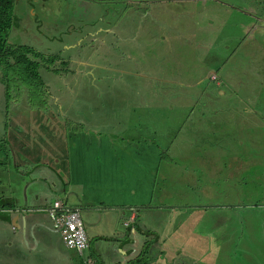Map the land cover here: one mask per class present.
<instances>
[{"label": "rangeland", "instance_id": "obj_1", "mask_svg": "<svg viewBox=\"0 0 264 264\" xmlns=\"http://www.w3.org/2000/svg\"><path fill=\"white\" fill-rule=\"evenodd\" d=\"M162 1L169 3L171 0ZM179 1H181V5L171 6L175 16L169 17L166 14L159 16L160 4L153 0H97L89 1L88 4H83L84 0H18L16 26L11 30L9 43L34 47L47 55L54 54L56 58L53 61H51L52 58H47L42 63L40 68L42 83L37 81L36 87L35 80L30 81L31 97L30 93L28 94L29 91L23 86L26 81L22 82L21 78L17 79L13 73H9V75L0 71V208L10 207V205H3L6 202L24 203L26 198L31 203L33 193L41 190L43 194H50L53 188L59 195L67 192L65 195L70 196L71 200L77 199L82 193V189L76 186L70 189L65 186L64 182L65 178L68 182L73 177L72 173L76 169L79 173L75 174L74 178H80V164L75 161L78 155L73 153L72 147L74 144L77 145V140H87L84 144L86 151L81 152L79 158L90 156L104 159L108 157L109 161L104 164L107 168L103 172L110 173V176H117V188H120L121 181L125 179V184L139 182L144 189L152 192L154 187L149 178L154 176H149L143 166L138 167L145 173L139 172L136 162H139L138 155H140V162H145L144 151L143 149L137 150L134 146L140 145L145 140L144 137L155 138L149 133L153 125L161 126V135L168 132V136H171L169 132L173 131L175 127H168L169 122L162 126L159 98H161V94L171 92L173 86H176L173 92L181 88L174 84L158 86L155 83L158 81L149 78V80L145 79L148 83L142 86L143 89H147L146 99L143 100L139 94L134 98V93L127 98L118 99L111 89L108 90V83L99 79L98 72L94 69V65L103 61L105 52L99 46L93 26L127 31L146 28L147 35H152L151 30L156 29L154 35L148 38L150 46H146L147 49L142 50V54L133 50L132 55L125 58L123 51L119 54L113 46H110L106 51L107 60L114 66L119 68L121 63L133 65L139 75L144 74V68L151 71L152 63H146V57H153L160 62L159 72L162 60L166 59L163 62L165 66L172 64L173 53H165L167 46L166 41L162 39L164 37L162 29L170 35V39L168 38L170 51L174 52L175 50L177 52V54L174 52L175 55L183 56L186 64L193 63L191 73L194 76L202 77L197 87L201 91L208 90L206 94H200L197 102V105L198 103L202 104L197 112L204 110L206 113L196 118L195 104L192 107L183 104L180 111L186 113L187 118H190V114L194 113L192 119L196 118V120L192 122L195 124L212 125V128L206 130L207 134H215L214 128L220 123H223L224 126L216 133L217 135L206 137L203 141L198 139L194 143L197 147L193 150L194 155L207 157L202 162L193 163L196 157L192 156L191 164H160L163 174L154 181L156 195L153 197V202L154 204L168 205L169 208L176 205L180 208L199 206L202 208L211 207L216 210L225 209L231 214L232 220L229 222L232 223L237 221L235 214L232 215L236 211L249 222L248 230L238 220L240 224H237L235 229L240 230L241 236L246 238L256 236L252 230L257 225V235L264 237V108L252 113V109L237 99L240 95L239 92L231 99L232 111L227 113L223 110L227 108L228 95H234L236 91L240 90L239 86L236 90V86L233 84L242 80L241 74L256 72L254 74L256 79H253L254 85H258L261 78V85H264V68L259 73L258 69H255L264 56V22L262 21V19L264 20V0H251L250 3L244 2L245 0ZM203 2L209 6L215 24L223 20L226 25L225 29H229L237 41L241 42L240 39L247 37L244 43L241 42L240 50L235 52L232 59V62H236L235 66L227 68L221 73L226 82L220 88L218 86L221 84V80L215 81L217 74L209 73L210 66L202 61L205 59L213 62L217 56L222 58L221 53H214L209 59L205 53L202 55L208 46V38L200 36L201 28L207 25ZM243 2L244 6L253 9L245 12L240 9L242 5L238 6L237 8L243 12L241 14L231 9V6H237ZM211 3L212 5H210ZM180 7L182 8L180 9ZM89 8L90 10L94 9L99 17L93 15V11H88ZM197 12L198 17L203 20V25L200 28H197ZM255 12L260 14L261 19L255 21L247 16V14H255ZM37 23L44 27L39 28ZM252 24L256 28H261L263 35L257 42L260 43L262 51L246 54L244 50L248 45V39H254V33L250 31L239 38L236 29L243 27L248 30ZM68 27L77 29L76 32L85 29L91 31L95 35V50L92 45L88 46L90 42L84 41V38L72 37L73 33L72 31L68 32ZM46 35L49 37L56 35L60 38L50 41ZM99 39L101 46H104V41L100 36ZM194 41L200 42L202 48L195 49L193 45L197 46V43ZM89 48L92 49L89 50ZM259 53L262 55H258ZM143 55L146 57L144 58ZM64 60L68 61L66 66H62ZM85 61H88L91 67H88ZM262 63L264 64V59ZM174 65H176L175 60ZM220 65L222 69L225 68L224 63H220ZM58 68L60 73L52 72ZM157 69L158 67L154 68V73H157ZM210 75H212L211 81L218 86H212L206 81ZM260 76L262 77L260 78ZM136 81L137 79L134 77L133 82ZM149 81L154 84L151 85ZM133 87L134 89L138 88L136 84ZM160 88L161 90H159ZM261 90L263 98L261 105H264V87L261 86ZM156 91L158 92L156 93ZM210 92H214L213 99L215 101L224 105L218 104L219 107H216L222 109L223 120H219L221 116L211 114L218 113L220 110L207 101L208 96L211 95ZM105 93L110 95H105ZM212 102L214 101L212 100ZM246 103L250 102L246 100ZM231 114H234L235 119L238 120L237 125L233 122L232 129H235V133L233 130L226 129L230 125ZM210 120H215L217 124H211ZM84 125L86 128H92L91 139L87 137L83 139L79 133L81 132L79 127L83 128ZM229 135L230 141H226L228 139L224 136ZM102 136L103 138L94 144V138ZM161 137L157 136L159 140H152L150 143L151 145L161 144L165 150V140ZM177 137L190 138L188 134L176 133L172 136V141L174 142ZM233 141L239 142L241 146L230 145L227 151L226 143ZM251 142L257 145H251ZM140 147L142 148V145ZM173 147L170 149L173 150ZM228 153L230 160L226 157ZM248 156L252 158L247 159ZM191 166L196 169L198 179L195 181V185L192 181L191 187L185 190L181 186L182 180H179L178 177L181 176L180 173L187 171L185 168H191ZM229 168L238 169L230 171ZM127 172L128 178L124 176L128 175ZM95 177H99V174ZM203 211L206 212V210ZM221 223L228 225L224 221ZM198 225V229L206 235L208 241L211 238H217L210 240L209 244L220 242L218 240L220 235L224 238L230 237L225 227L212 228L207 224V219ZM104 247L107 250L101 255L102 261L111 264L114 259L111 257L112 254L109 255L110 245L104 244ZM71 252L75 251L71 250ZM86 254L88 252H85L83 256L73 254L80 258L76 264H83L82 260H86ZM262 254L264 257V253ZM16 262L35 264L31 257H20L19 255H16ZM101 262L95 260L94 264H101ZM192 263L193 261L186 259L181 254L180 264ZM261 264H264V258H262Z\"/></svg>", "mask_w": 264, "mask_h": 264}, {"label": "crops", "instance_id": "obj_2", "mask_svg": "<svg viewBox=\"0 0 264 264\" xmlns=\"http://www.w3.org/2000/svg\"><path fill=\"white\" fill-rule=\"evenodd\" d=\"M153 1L160 4L158 10L159 16L166 14L169 17H174L175 12L171 6L175 7V5L182 4L179 0H171L169 3L162 0ZM244 2L250 3L251 0H245ZM244 2L235 6L236 10H238V14L243 13L242 11L248 12L250 9H253L244 6ZM88 3V0L86 2L84 0L83 4ZM203 3L205 4L207 25L201 28L202 33L200 36L208 38V49L206 48L202 55L205 53L209 59L214 53H221L222 58L217 56L213 63L211 61H206L205 59L202 61L206 65H208V63L211 65V63L214 64L217 61L220 63L223 60L225 65V68L222 70L223 72L225 69L233 68V66H235L234 63L236 62H232V59L235 56V52L240 50V45L247 40V37L240 39L242 43L237 41L230 30L225 29L226 25H224L223 20L218 21V24H215L216 22L213 20V14L209 6L206 2ZM210 5H212V3ZM241 5L242 8L240 9L242 11L237 8ZM181 8L182 7H180V9ZM231 9L234 8L231 7ZM89 10L90 8L88 11ZM90 11H93V15L99 17L94 9ZM255 14H258V12H255ZM255 14H247V16L255 17L256 20L261 19ZM196 17L198 22L197 28H200L203 25V20L198 17V12L196 13ZM262 21L264 22L263 19ZM93 29L99 40L100 48L105 52L103 61L94 65V69L98 72L97 75L99 76V79H103V82L108 83V90L111 89L118 99L127 98L130 95L132 96V93H134V98L139 94L143 100L146 99L147 89H143L142 86H144L145 83H148L145 79L149 80V78L158 81L155 82L158 86L161 84H174L179 85L182 89H177L173 92L174 87H176L173 86L171 87V92L168 91L167 93L161 94V98H159V101L161 102L162 126L169 122L168 127H175L173 131L169 132L171 136H168V132L161 135V126L153 125L149 133L155 138L144 137L145 140L140 143L142 148L140 145L134 146L137 150L143 149L144 151L145 162L141 163L140 155H138L139 162H136V166L141 174L147 172L149 176H154L153 178H149L154 189L152 192L149 190L147 191L139 182L125 184V179L121 181L119 185L120 188H117V176H110V173L105 174V172H103L104 169L107 168L104 164L109 161L108 157H105L104 159L101 157L90 156L87 158L86 156L79 158V154L86 151V149H84V144L87 140H77V145L74 144L72 147L73 153L78 155L75 158V161L77 164H80V178H74L75 174L79 173L78 169H76V171L72 173L73 177L70 178L68 182L65 178L64 182L65 186L70 189L73 186L80 187L82 193H80L77 199L71 200L70 196L65 195L67 192L59 195L55 188H50L52 191L50 194H43L41 190L33 193V201L31 203H29L28 198H26L24 203H4L3 205H10V207L0 208V264H21L16 262V255H19L20 257H31L35 261V264H76V261L79 262L80 258L73 256V254L83 256L85 252H88V254H86V260H82V263L94 264L95 260L100 262L103 260L101 255L106 253L107 250L104 247V244L110 245L109 250L111 252L109 255L112 254L111 257L114 259L112 263L116 264H128L133 259L140 257L143 251L148 248H151L155 253L150 259L156 257L154 259L155 261L151 264H180L181 254L186 259L193 261L192 264H261L262 258H264L262 254L264 253V237L257 235V225L252 230L253 234L255 233L256 236H251V238L241 236L239 234L240 230L235 229V226L240 224L239 221H241L244 228L249 230V222H247L243 216H240L238 212L235 211L232 213V215L235 214L237 217V221H233L232 223L229 222V220H232L230 217L231 214L225 211V209L216 210L211 207L202 208L199 206L180 208L176 205L169 208L168 205L154 204L153 202V197L156 195V185L154 184V181L158 180L163 174L160 164H191L193 159L192 156L196 157L193 163L202 162L207 157L194 155L193 150L197 148L194 143L198 139L203 141L206 137L217 135L216 133L224 126L223 123H220L214 128L215 134H207L206 130L212 128V125L201 126L192 122L195 121L199 115L206 113L204 110L197 112L198 108L202 107V104L198 103L197 105V102L199 101L200 94H206L208 91L206 89L201 91V89L197 87L202 77L194 76L191 73L194 66L193 63L186 64L183 56L175 55V53L177 54L175 50V53L170 51L168 46L170 43L168 40V38L170 39V35L168 32L162 31L161 29V32L164 35L162 39L166 41L167 46V51H165V53H173V56H171L173 65L170 64L169 66H165L163 62L166 59H164L161 61V71L159 72L160 62L153 57H146L143 55L144 58L146 57V63H152L150 66L151 71L144 68V74L139 75L133 65H124L123 63H121L118 68L106 58V51L110 46L115 47L116 45L117 47H122L119 50L121 52L123 51L125 58L131 56L133 50L142 54L141 51L147 49L146 46H150L148 38L154 35L156 29L151 30L152 35H147L146 28L143 30L127 31L114 28H97L93 26ZM236 30L239 38L250 31L251 33H254V39H248V45L244 50L246 54H254L262 51L260 43L257 42L264 34V32L262 34L261 28H256L252 24L251 27L249 26L248 30H245L243 27ZM72 33V37H76L77 39L84 38V41L90 42L88 46L92 45L93 50H95V35L91 31L87 29L79 30L78 32L72 30ZM99 36L104 41V46H101ZM194 43H197V46L193 45L195 49L202 48L200 42L194 41ZM92 48H89V50ZM174 60L176 65H174ZM85 62L88 67H91L88 61ZM83 64L86 66L84 62ZM123 67H125V69ZM155 67H158L156 71L157 73H154ZM214 69L215 68H210L208 71L211 74H217L215 75V81L220 79L221 84L218 86L215 82L211 81L210 78H212V75H210L209 79H206V81L212 86H218L220 88L226 80L222 78L221 73L219 74ZM249 74L253 76L254 73L249 72L248 74H241L242 81L248 78ZM134 77L137 79L135 83L133 82ZM150 83L151 85L154 84L152 82ZM236 83H239V81ZM134 84L138 86L137 89H134ZM235 88L237 90V87ZM159 90H161V88ZM157 92L158 91H156V93ZM239 92L240 95L237 99L249 109H252V113L256 110H260L255 104L246 103V100L248 101L246 92L240 88V90L238 92L236 91L234 95H228L227 103L225 98L227 107L226 109H223L225 112L228 113L232 111L231 99L233 96H237ZM210 94L211 95L208 96L207 99L208 102L214 104L215 108L217 106L219 107L218 104L222 105V103L213 99L214 92H210ZM105 95L110 94L105 93ZM212 100L215 103L212 102ZM183 104L188 107H192L195 104L194 113L197 112L195 119H192L194 113H191L189 116L190 118H187L186 113L180 111ZM217 110L220 111L211 114L221 116L219 120H223L221 115L222 109ZM233 122L237 125L238 120L235 119L234 114H231L230 125L226 128L227 130H233ZM210 123L214 125L217 124L215 120H210ZM239 127L241 128V126H238V128ZM83 128L79 127L81 131L79 133H81L82 138L85 139L87 137L88 139H91L93 133L92 128H86L85 125ZM240 132L242 131L240 130ZM176 133L184 135L188 134L190 138L182 139L181 137H177L173 142L172 136ZM233 133H235V129L233 130ZM157 136H162L161 138L165 140V150L161 144L151 145L150 142H152V140H159ZM224 137H227L228 140L226 141H230V135ZM101 138H103V136L94 138V144H96ZM163 140L161 139V141ZM230 145L235 147L241 146L239 142L235 143V141L232 143H226L225 148L227 151L229 150ZM251 145L257 144L251 142ZM172 146H174L173 150L170 149ZM62 153L64 154V152ZM226 157L230 160L229 153ZM239 158L241 157L239 156ZM138 166H143L145 172H142ZM185 169L187 171L180 173L181 176L178 178L179 180H182L181 186L186 190L191 187L192 181H194L195 185V181H197L198 177L196 169L193 166ZM229 169L230 171H233L238 168ZM97 174H99V177H95ZM131 175L136 176L135 174ZM124 176L128 178L129 174ZM27 193L28 190L26 191V194ZM55 201H63L67 204V207H70L71 209H79L81 211L89 237L88 250L84 253L80 254L75 250H73L75 252L72 253L63 243L59 233L53 229L49 215L45 212L39 211L50 207ZM203 210H206V212ZM206 219L207 224L212 228L220 229L225 227L226 232L230 237L224 238L220 235V239H218L220 242H212L209 244L210 240H215L217 238H211L208 241L206 235L198 229V224ZM221 221H224L228 225H222ZM244 233L246 235V232ZM152 239L154 240L153 242H151ZM190 246L191 248L189 249ZM204 253L206 254L204 255ZM101 264H107V262L102 261Z\"/></svg>", "mask_w": 264, "mask_h": 264}, {"label": "trees", "instance_id": "obj_3", "mask_svg": "<svg viewBox=\"0 0 264 264\" xmlns=\"http://www.w3.org/2000/svg\"><path fill=\"white\" fill-rule=\"evenodd\" d=\"M88 1H97V0H88ZM17 5H18V0H0V71L6 74L13 73L17 77V79L21 78L22 82L26 81L25 85L23 86L29 91L28 92L29 94L30 93L29 87L31 80H35L36 87H37V81H40L41 83L43 82V79L40 76V68L42 67V63H44L47 58L48 59L52 58L51 61H53V59L56 57H54L55 56L54 54L47 55L44 52L38 51L34 47L9 43L8 40L11 30H13V28L16 26L15 17H16ZM232 10L238 12V10L236 9H232ZM255 15L258 17L260 16L259 13ZM249 17L251 20H255V21L258 20V19L256 20L252 16ZM37 26L39 28L44 27L43 25L40 26L39 23H37ZM68 29H69L68 32L72 30L75 31L77 30V29H70L69 27ZM47 37L49 38L50 41H56L58 38H60L56 35H51V37L49 36ZM113 48L115 50L117 49V51L121 53L119 49H121L122 47H117L115 45V47ZM258 55H262V53H259ZM263 59L264 56L261 58V61L257 64V67H255V69H258V73L262 68H264V64L262 63ZM212 63L211 65H209L208 63V65L210 66L209 69L215 68L217 69L216 71L219 74L222 73L223 69L220 63L223 62L218 63L217 61L214 64ZM67 64L68 61L64 60L62 66H66ZM123 68L125 69V67ZM52 72L60 73V70L58 68L57 70ZM255 73L256 72H254V74ZM254 74L253 76H251L250 74L248 75L249 80L248 78H246L244 81L241 80L239 81V83H235L234 85L236 87L239 86L242 90L246 92L248 102L255 104L257 108L262 110V108H264V105H261L263 101L261 86L264 87V85H261L262 76H260L261 79H259L258 85H254L253 79H256ZM30 97H31V93H30ZM250 158L252 157L251 156L247 157V159ZM153 241L154 240L152 239L151 242ZM154 254L155 253L151 250V248L145 249V251H143L140 257H138L137 259H133L128 264H140V263L151 264L155 261L154 259L156 258L155 257L154 259H150L151 257L154 256Z\"/></svg>", "mask_w": 264, "mask_h": 264}, {"label": "built area", "instance_id": "obj_4", "mask_svg": "<svg viewBox=\"0 0 264 264\" xmlns=\"http://www.w3.org/2000/svg\"><path fill=\"white\" fill-rule=\"evenodd\" d=\"M49 215L66 247L82 254L89 246V237L81 211L67 207L63 201H55L51 207L39 210Z\"/></svg>", "mask_w": 264, "mask_h": 264}, {"label": "clouds", "instance_id": "obj_5", "mask_svg": "<svg viewBox=\"0 0 264 264\" xmlns=\"http://www.w3.org/2000/svg\"><path fill=\"white\" fill-rule=\"evenodd\" d=\"M231 7H234V9H236V7H235V6H231Z\"/></svg>", "mask_w": 264, "mask_h": 264}]
</instances>
